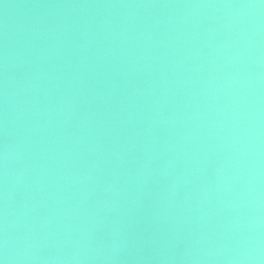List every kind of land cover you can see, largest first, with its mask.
Returning a JSON list of instances; mask_svg holds the SVG:
<instances>
[{
  "label": "water",
  "instance_id": "1",
  "mask_svg": "<svg viewBox=\"0 0 264 264\" xmlns=\"http://www.w3.org/2000/svg\"><path fill=\"white\" fill-rule=\"evenodd\" d=\"M3 264H264V0H0Z\"/></svg>",
  "mask_w": 264,
  "mask_h": 264
},
{
  "label": "clouds",
  "instance_id": "2",
  "mask_svg": "<svg viewBox=\"0 0 264 264\" xmlns=\"http://www.w3.org/2000/svg\"><path fill=\"white\" fill-rule=\"evenodd\" d=\"M0 262H2V264H3V261H0Z\"/></svg>",
  "mask_w": 264,
  "mask_h": 264
},
{
  "label": "snow or ice",
  "instance_id": "3",
  "mask_svg": "<svg viewBox=\"0 0 264 264\" xmlns=\"http://www.w3.org/2000/svg\"><path fill=\"white\" fill-rule=\"evenodd\" d=\"M0 264H2V262H0Z\"/></svg>",
  "mask_w": 264,
  "mask_h": 264
}]
</instances>
